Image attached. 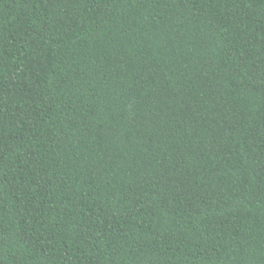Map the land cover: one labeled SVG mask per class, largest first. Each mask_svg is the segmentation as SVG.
Wrapping results in <instances>:
<instances>
[{
    "label": "trees",
    "instance_id": "trees-1",
    "mask_svg": "<svg viewBox=\"0 0 264 264\" xmlns=\"http://www.w3.org/2000/svg\"><path fill=\"white\" fill-rule=\"evenodd\" d=\"M0 264H264V0H0Z\"/></svg>",
    "mask_w": 264,
    "mask_h": 264
}]
</instances>
